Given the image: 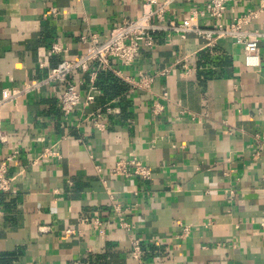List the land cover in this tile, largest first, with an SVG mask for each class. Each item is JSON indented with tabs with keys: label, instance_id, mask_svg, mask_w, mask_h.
I'll return each instance as SVG.
<instances>
[{
	"label": "crops",
	"instance_id": "0c3cea01",
	"mask_svg": "<svg viewBox=\"0 0 264 264\" xmlns=\"http://www.w3.org/2000/svg\"><path fill=\"white\" fill-rule=\"evenodd\" d=\"M168 1L166 24L212 25L208 0ZM143 3L0 0V99L76 59L91 37L103 42ZM263 3L230 0L223 21ZM263 27L261 13L243 29ZM253 38L263 55L264 37ZM53 46L62 52L49 55ZM112 68L73 76L81 103L68 118L55 84L1 107L0 161L18 152L6 176H19L0 194V264H264V65L245 67L228 38L207 47L192 33H160L131 66ZM95 71L99 93L89 91ZM155 73L148 90L134 86ZM53 148L59 158L44 154ZM132 157L149 180L108 175Z\"/></svg>",
	"mask_w": 264,
	"mask_h": 264
},
{
	"label": "built area",
	"instance_id": "2783aa9c",
	"mask_svg": "<svg viewBox=\"0 0 264 264\" xmlns=\"http://www.w3.org/2000/svg\"><path fill=\"white\" fill-rule=\"evenodd\" d=\"M230 0H208L204 7V13L212 21V25L207 28L197 26L178 25L174 22L165 23L164 13L169 1L158 5L157 0H144L143 13L140 17L124 21L112 28L106 39L99 43L95 36L91 37L90 47L76 59H61L59 63L47 70L43 80L30 81L24 83L20 89H4L0 99L1 107L8 102H13L21 96L38 92L41 87L55 84L59 87L57 97L60 110L65 118H68L81 103V96L77 90V85L73 82V76L79 72H85L90 68L96 71H113L112 62L116 61L123 66H131L140 56L142 50H150L155 43V36L166 33L168 39L171 35H179L184 38L185 34L192 33L202 39L207 47H212L221 39H231L236 45H240L243 50L244 65L250 69H259L264 65V54L260 55L258 42L253 38L264 37L263 33H251L244 30L259 14L264 13V3L258 10H251L234 19L230 23L223 21L226 5ZM203 14V12H202ZM62 50L53 46L49 55H59ZM175 62L179 63L178 60ZM39 68H44V61L38 63ZM96 71L90 74L89 91L99 93L95 86ZM165 70L161 74H166ZM155 74H142L134 86L139 89L148 90ZM92 94L87 95L85 104L93 102ZM99 117V116H97ZM45 155L59 158L56 149H46ZM18 152H14L3 161H0V194H8L15 191L12 185L16 177H7V163L12 161ZM110 177H121L124 179L138 178L147 181L150 178V169L143 165L137 158L119 159L110 168ZM143 253V245L139 239H135L131 245L130 255L134 260L140 261Z\"/></svg>",
	"mask_w": 264,
	"mask_h": 264
}]
</instances>
